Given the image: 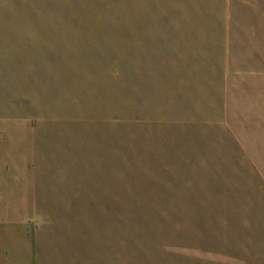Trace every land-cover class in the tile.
I'll list each match as a JSON object with an SVG mask.
<instances>
[{
    "label": "rangeland",
    "instance_id": "rangeland-1",
    "mask_svg": "<svg viewBox=\"0 0 264 264\" xmlns=\"http://www.w3.org/2000/svg\"><path fill=\"white\" fill-rule=\"evenodd\" d=\"M0 1L47 51L24 71L65 196L38 200L41 264H264V179L237 136L264 0Z\"/></svg>",
    "mask_w": 264,
    "mask_h": 264
},
{
    "label": "crops",
    "instance_id": "crops-1",
    "mask_svg": "<svg viewBox=\"0 0 264 264\" xmlns=\"http://www.w3.org/2000/svg\"><path fill=\"white\" fill-rule=\"evenodd\" d=\"M5 20L0 13V264H41L38 200L65 196L64 190L50 189L57 179L48 183L44 177L51 162L44 159L49 146L41 136L50 134L46 128L52 124L29 111L30 78L24 71L45 69L47 51L27 41L34 39L32 32L6 29ZM254 92L257 98L246 107L250 116L237 136L264 179V83Z\"/></svg>",
    "mask_w": 264,
    "mask_h": 264
}]
</instances>
